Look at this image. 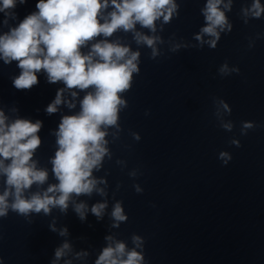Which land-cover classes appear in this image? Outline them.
<instances>
[{
  "label": "clouds",
  "instance_id": "obj_1",
  "mask_svg": "<svg viewBox=\"0 0 264 264\" xmlns=\"http://www.w3.org/2000/svg\"><path fill=\"white\" fill-rule=\"evenodd\" d=\"M18 3L24 4L26 0H0L4 25L9 19L17 18L14 9ZM221 3L222 0H207L202 10L206 26L201 32L215 38L208 42L211 47H215L219 39L217 29H231L224 12L220 10ZM109 7L112 11L102 15ZM224 7L231 9L230 3ZM35 8L37 11L26 15L16 26L0 35V59L5 64L17 61L21 70L13 79L14 87L18 90L31 89L38 84L37 73L43 72L49 83L62 82L68 90L91 91H87L80 101V111L63 116L55 132L58 148L51 163L58 184L50 186L42 195L36 193L30 198L24 197V191L33 184L42 185L48 176L46 170L37 169L32 159L41 143L37 135L41 122L17 118L6 123L8 117L0 111V175L6 178L5 189L0 194V217H5L9 208L24 216L41 211L47 215L51 207L64 211L73 194L90 195L93 192L97 181L92 178V171L98 169L107 153L104 146L107 143L106 132L102 128L118 127L119 112L127 107L121 94L131 88L133 73H139V53L132 52L119 41L109 42L107 38L119 30L125 33L131 31L138 44L153 49L154 59L157 55L154 45L159 38L137 32L136 25L155 32V22L161 17L163 22H169L177 5L174 0H37ZM249 11L254 18H260L264 14V6L260 0H253L245 15ZM101 36L105 39L93 43L88 54L81 52L88 42ZM196 39L201 40V37ZM220 73H226V65L221 67ZM63 92L64 89H60L47 106L48 114L57 112L58 106L65 103ZM70 94L73 98L77 96L76 91H70ZM220 104L230 113L226 103L220 101ZM67 106L74 108L75 104L68 102ZM222 127L231 131L232 125L223 124ZM252 127L251 122L242 124V129ZM241 134L247 133L242 131ZM136 138L139 139L138 136ZM232 143L240 146L236 141ZM227 156V153L220 154L225 164ZM9 197H12L11 203ZM104 207V204H97L91 211L100 217ZM85 210L83 203L75 208L81 219ZM112 216L116 221L126 220L119 204ZM139 239L133 237V242L137 243ZM68 248L67 243L58 248L56 258L64 255V250ZM142 259L138 252H126L125 244L117 242L114 247H105L95 264H141Z\"/></svg>",
  "mask_w": 264,
  "mask_h": 264
}]
</instances>
